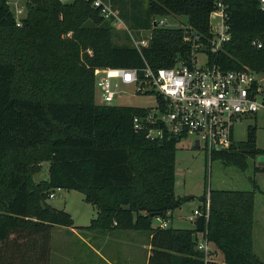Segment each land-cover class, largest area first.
<instances>
[{
  "label": "trees",
  "instance_id": "16d2710c",
  "mask_svg": "<svg viewBox=\"0 0 264 264\" xmlns=\"http://www.w3.org/2000/svg\"><path fill=\"white\" fill-rule=\"evenodd\" d=\"M217 1L224 4L230 38L213 52L209 15ZM26 9L18 26L9 0H0V264H51L54 227H75L70 212L48 203L58 187L83 192L95 206L96 215L80 230L147 232L148 264H203L195 227L153 224L157 216L170 220L190 199L175 192L179 139H151L138 130L134 118L147 107L98 103L96 70L190 63L187 28L154 25L157 17L185 15L209 64L264 74L259 1L149 0L144 28L151 35L141 48L117 44L113 21L92 0H27ZM259 155L264 151L250 126L245 141L211 151L210 159L244 170ZM45 162L49 177L36 181ZM254 171L264 172V165ZM252 185L208 191L202 231L223 264H264L253 251L258 185Z\"/></svg>",
  "mask_w": 264,
  "mask_h": 264
},
{
  "label": "built area",
  "instance_id": "2783aa9c",
  "mask_svg": "<svg viewBox=\"0 0 264 264\" xmlns=\"http://www.w3.org/2000/svg\"><path fill=\"white\" fill-rule=\"evenodd\" d=\"M67 2L65 0H61ZM93 5L101 10L106 19L117 24V13L111 0H92ZM264 11V0H258ZM18 26L23 25L27 15L26 3L14 8ZM217 19L216 33L212 30L211 20ZM227 13L224 4L217 1L210 12L209 22L213 38L211 51H217L221 43L229 40ZM166 17H162L157 24L165 26ZM186 40H191V62L178 61L170 68L152 69L149 65L139 70L137 68H100L96 70V89L102 96V104H111L117 95H123L124 86H133L134 93H154L157 99L156 109L149 108L143 115L134 118L135 127L144 130L151 139L163 138L166 134L179 140L191 137L195 147L204 146L210 153L213 150L226 149L233 139V125L242 117L255 116L261 112L264 116V82L257 77V72L251 69L223 70L208 61L202 66L196 65V53L200 51V44L195 41L199 36L189 26ZM149 39L140 41L134 39L138 48L148 46ZM260 46V43L257 44ZM203 53V52H202ZM207 58V57H206ZM142 72V75H140ZM58 187L50 194L55 197ZM209 192L202 207L194 209L189 220L193 222L202 216L204 223L209 216ZM161 228H167L170 221L163 217H156ZM196 249L203 254V264H223L209 255L213 252L211 242L207 240L203 231H198Z\"/></svg>",
  "mask_w": 264,
  "mask_h": 264
},
{
  "label": "rangeland",
  "instance_id": "374dc122",
  "mask_svg": "<svg viewBox=\"0 0 264 264\" xmlns=\"http://www.w3.org/2000/svg\"><path fill=\"white\" fill-rule=\"evenodd\" d=\"M27 0H9L11 8L14 10L16 6L25 5ZM67 2L72 0H65ZM113 8L117 13V24L115 29L117 32L116 43L124 45H134L135 40L149 39L151 31L144 28L148 21L149 0H111ZM162 17H157L159 21ZM167 27H186L188 26V17L185 15H169L166 16ZM217 19L211 20L212 30L214 33L218 31L216 26ZM196 65L202 66L206 63V55L198 52L195 55ZM257 77L264 82V74L258 73ZM123 95H117L111 103L113 105L124 106H141L156 109L157 99L154 93H134L133 86H124ZM97 102L102 104L103 99L97 92ZM255 127V145L264 151V116L261 112L255 116L247 115L242 117L233 125L232 133L235 142H243L247 139L249 127ZM255 165L259 164L257 157L247 160V167L241 170L236 165L225 164L220 159H210V153L201 144L194 147L191 137L178 140L177 143V159H176V187L175 192L180 197L190 196L181 207L173 211L170 218V225L175 228H193L194 224L189 220L194 209L200 207L203 203L201 197L207 195L209 190H252V180L258 185L255 203L257 208L264 209V172L254 171ZM49 177V163L42 164L40 171L34 174L36 181H42ZM206 197V196H205ZM48 203L72 214V217L79 227L88 226L96 215V208L85 200L83 192L74 189L63 188L56 191L53 198L48 199ZM154 226L160 225V221L156 218L153 222ZM78 227V229H79ZM62 228V227H61ZM80 230V229H79ZM82 231V230H81ZM89 231V230H87ZM85 238L86 231L80 232ZM56 237V254L58 264H108L103 260L100 254H95L84 243H74L77 239L75 235L66 229L61 232L55 229ZM150 235L147 232L141 233L143 244L141 256H136V264H148L151 246L149 241ZM79 240V239H78ZM99 251L106 255L103 246L97 245ZM213 252L209 255L218 262L222 261L221 252L211 244ZM253 251L264 263V211L256 215L253 225ZM149 254V255H148ZM114 259L116 264H128L121 259Z\"/></svg>",
  "mask_w": 264,
  "mask_h": 264
},
{
  "label": "crops",
  "instance_id": "0c3cea01",
  "mask_svg": "<svg viewBox=\"0 0 264 264\" xmlns=\"http://www.w3.org/2000/svg\"><path fill=\"white\" fill-rule=\"evenodd\" d=\"M256 197L257 196L255 195V198ZM254 206L255 219L257 213L259 214L260 211H264V209L263 207H261V210H259L257 208L256 203L254 204ZM78 227L79 225L75 223V227L70 229V232L77 237V239L73 240L74 243H84L95 254H100L103 260L106 261L108 264H116L113 260L116 259L117 261H119L117 259L119 257H121V259L125 261V263L136 264L135 258L136 256H141L142 248L145 246L141 238L142 231L114 229L112 231L103 233L96 230H89L86 231V236L88 235L89 237L85 238L80 233L82 231L79 230ZM55 229H59L61 232H65L67 228H61L60 226H56L53 229L51 264H58L55 245V243L57 242L55 237ZM97 245H101L104 247V249L106 250V255L99 251L98 247H96Z\"/></svg>",
  "mask_w": 264,
  "mask_h": 264
},
{
  "label": "water",
  "instance_id": "95a60500",
  "mask_svg": "<svg viewBox=\"0 0 264 264\" xmlns=\"http://www.w3.org/2000/svg\"><path fill=\"white\" fill-rule=\"evenodd\" d=\"M154 25L155 26L157 25V21H155ZM197 145L198 144H197V141H196L195 147H198ZM257 160H258L259 164H263L264 163V155H259L257 157ZM152 216H154V215H152ZM195 228H196L197 231H202L203 230V228H204V220H203L202 216H198L197 217V219L195 221Z\"/></svg>",
  "mask_w": 264,
  "mask_h": 264
}]
</instances>
